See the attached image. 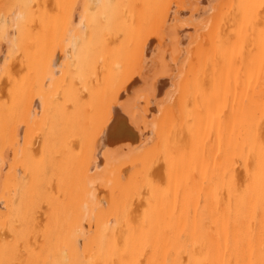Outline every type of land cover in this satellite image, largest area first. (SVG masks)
<instances>
[{"label":"bare ground","instance_id":"obj_1","mask_svg":"<svg viewBox=\"0 0 264 264\" xmlns=\"http://www.w3.org/2000/svg\"><path fill=\"white\" fill-rule=\"evenodd\" d=\"M19 1L0 22V264H264V0L216 5L156 149L181 0Z\"/></svg>","mask_w":264,"mask_h":264},{"label":"rangeland","instance_id":"obj_2","mask_svg":"<svg viewBox=\"0 0 264 264\" xmlns=\"http://www.w3.org/2000/svg\"><path fill=\"white\" fill-rule=\"evenodd\" d=\"M18 1V2H17ZM22 1H24V0H22ZM36 0H31L30 1V3H28L29 4V6L27 5V7L26 8H28L29 9V11L32 9V13L31 14H33L34 13V10L35 9H37V10H40L41 8H42V4H43V6H46L47 4V0H37V2H39V4H41L42 2H44V3H42L41 4V6L39 7L38 5H36V4H38V3H36L35 2ZM42 1V2H41ZM222 1L223 0H181V2L182 3H179L178 5H180V6H178L177 5V7H178V19H177V21H178V38H177V41H178V44H176V48H177V51H178V53H179V56H178V58L179 59H177V61H176V65H175V67L174 68H176V72H174V70H173V74L172 75H170V78H167V81H164V82H162V84L163 85H165V84H167V88H166V93L164 92V96H161V97H159V100L157 99V103L156 104H158V103H160V104H162V107L160 108V110H161V112L158 110V112H157V109L155 108V114H154V116L152 117V121L154 122V121H159L158 119H161L159 122H158V124L157 125H155L157 122H154V127H153V132L149 135V138H150V141L151 142H149V140L147 141V144L148 143H150V146L151 145H155L156 147H157V143L155 142L156 141V137H155V135H156V129H157V126H159V124L160 123H165V125H166V123H167V125L169 124H171V125H180L181 124V119H182V111H181V109H180V101H178V99H179V96H180V92H181V83H182V79L185 77L184 75H186L187 73L186 72H188L189 71V68H188V64H190L189 62L193 59L194 60V57H195V52L197 51V49H198V46L200 47V45L202 44V43H204L205 42V40H206V36L204 35V34H206L207 33V29L209 28V26H211V20L213 21V19H211L212 18V16H214L215 17V15H214V13H213V11L214 12H216L218 9H216V8H219V6L218 7H216V5H218L219 4V2H221L222 3ZM31 2H33V4H34V6L35 7H30V6H33V4L31 3ZM36 4H35V3ZM184 2H186V5H185V3ZM20 3V4H19ZM21 3H23V2H21V1H19V0H0V22H2L3 20H4V18L6 17V15H7V13L6 12H8L7 10H9L10 8H12L13 6H15V5H18V6H23V4H21ZM184 3V4H183ZM32 4V5H31ZM12 5V6H11ZM36 6H38V8H36ZM183 8H182V7ZM176 7V8H177ZM216 7V8H215ZM31 8V9H30ZM46 7H43V9H45ZM205 8V9H204ZM210 8V9H209ZM43 9H42V11H43ZM180 9V10H179ZM215 9V10H214ZM37 10H35V12L37 11ZM187 10V11H186ZM26 12V13H30V12ZM42 11L40 10L39 11V13L37 14V12H36V14H37V16L39 15V14H41L42 13ZM45 11H46V9H45ZM45 11L41 14V16H43L44 15V13H45ZM180 11L182 12V14L180 13ZM192 12V13H191ZM185 13V14H184ZM180 14V15H179ZM184 14V15H183ZM216 14V13H215ZM34 15V18H35V13L33 14ZM32 16V15H31ZM187 16V17H186ZM33 17V16H32ZM213 17V18H214ZM187 19V20H186ZM208 27V28H207ZM176 30V31H177ZM199 35V36H198ZM202 35H204V37L202 36ZM201 38V39H200ZM191 40V41H190ZM202 40V41H201ZM181 42V43H180ZM186 42V43H185ZM192 42V43H191ZM177 43V42H176ZM185 43V44H184ZM206 44V43H205ZM185 47H186V49H185ZM196 48V50H195V48ZM205 47H207V44L205 45ZM194 53H193V52ZM186 52V53H185ZM187 54V55H186ZM190 54V55H189ZM184 57V58H183ZM191 57H192V59H191ZM191 59V60H190ZM187 60H189V61H187ZM188 62V63H187ZM185 64V65H184ZM187 65V66H186ZM169 67H170V65H169ZM186 67V68H185ZM187 69V70H186ZM170 70H172V66H171V69ZM171 71H169V73H170ZM184 74V75H183ZM180 78V79H179ZM177 79V80H176ZM169 80V81H168ZM178 81V82H177ZM175 83H177V85L175 84ZM174 85H176L175 86V88H174ZM179 85V86H178ZM166 86V85H165ZM179 87H180V89H179ZM175 89V90H174ZM174 95H176V96H174ZM162 98V99H161ZM174 98V99H173ZM161 99V100H160ZM163 100V101H162ZM169 102V103H168ZM174 104H176V107H175V105ZM169 106V107H168ZM165 110H167L166 111V113H163ZM170 111V112H169ZM172 112V113H171ZM158 113V114H157ZM160 113V114H159ZM162 113H163V117H161L162 116ZM157 114V115H156ZM165 114V115H164ZM167 114H169V115H167ZM171 114V115H170ZM160 115V116H159ZM155 116H157L156 118H155ZM158 116H159V118H158ZM169 117V118H168ZM172 117H174V119L172 118ZM22 119H24V116L22 115L21 116V120ZM154 119V120H153ZM155 119H157V120H155ZM166 119H168V121L166 120ZM169 120H170V123H169ZM172 120V121H171ZM181 120V121H180ZM162 121H164V122H162ZM166 121V122H165ZM174 121V122H173ZM163 124H160V125H163ZM166 125V126H167ZM168 125V126H169ZM176 125V126H177ZM175 126V127H176ZM156 128V129H155ZM153 133H155V135L153 134ZM153 137H155V139L153 138ZM153 142V143H152ZM155 142V143H154ZM147 144H144V147H147V148H149L148 147V145ZM146 145V146H145ZM152 147V148H154V149H156V147ZM142 147V151H143V149H147V148H144L143 146H141ZM150 147V148H151ZM153 149V150H154ZM150 150V149H149ZM152 150V151H153ZM150 152V151H149ZM104 198V196H101L100 197V200L101 199H103ZM99 200V199H98ZM104 204H101L100 206H102V209H103V207L105 208V205L103 206Z\"/></svg>","mask_w":264,"mask_h":264}]
</instances>
